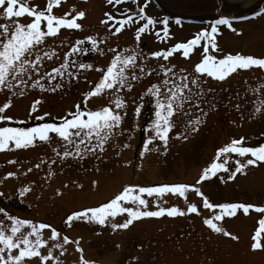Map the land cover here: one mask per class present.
Instances as JSON below:
<instances>
[{"label": "rangeland", "instance_id": "1", "mask_svg": "<svg viewBox=\"0 0 264 264\" xmlns=\"http://www.w3.org/2000/svg\"><path fill=\"white\" fill-rule=\"evenodd\" d=\"M208 9L197 6V2L189 0H159L164 10L173 14L185 17H197L199 24L181 23L173 26L169 23L170 35L165 39L156 36L153 30L150 33L142 34L140 46L145 52L167 50L177 42H186L188 39L203 28H208L214 21L212 17L214 2ZM142 6L145 0H138ZM33 6L46 8L47 0H29ZM163 4V5H162ZM156 5L155 0L149 2L145 9L146 14L155 19H163V14ZM75 10L84 11L85 18L81 21L83 30H62L61 34L54 40L49 39L48 45L57 47V52L61 53L59 59L53 58L45 64V68L57 66L62 62L64 53L70 44H74L78 39L87 36H108L107 42L99 45L104 50L103 55L95 51V56L85 61L94 65L93 70L83 72L81 77L94 79L100 72L96 67L107 66L110 63L112 53L108 48L114 47L123 49L135 45V27L125 26V29L115 36L106 32L105 26L100 24L104 18V12L125 9L137 10V3L127 1L122 5H117L115 9L107 6L106 0H61V5L54 7L53 13L63 15L66 12ZM209 10V11H208ZM244 11V10H243ZM206 12V13H204ZM236 13V12H232ZM74 14V12H73ZM131 14V13H129ZM197 15V16H196ZM29 18H22V22H28ZM0 20V23H3ZM143 23V21H141ZM247 23H233L237 30L233 32L226 26H221L222 35L217 37L222 55L231 52L241 54H251L258 58H264V16L254 22L253 28L247 27ZM118 26V25H117ZM157 28L163 27L157 25ZM173 28V30H172ZM163 37V33H160ZM64 40L65 44L59 47V41ZM201 48H197L189 58H183L180 53H175L167 61L160 58H149L148 64L157 68L159 64L176 65L186 69L189 73L194 71V65L201 59ZM80 77V76H79ZM90 77V78H88ZM204 85L207 93L202 108L207 111V117H202L203 123L199 131L192 134L189 139L177 138L175 133L182 131L181 120L177 118V127L170 134L167 151L159 140L154 144L160 145V150L146 152L143 160L139 153L141 145L145 139L143 128L146 127L154 117L152 98L146 97L144 107L139 117L135 116V99L139 102V97L153 82H159L160 76L153 74L143 80L134 83L132 91L125 90L122 95L127 100L126 113L122 127L132 131L133 139H128V132L119 135L105 146L103 152L89 155L84 159L67 158L69 164H77L79 169L67 170L64 172V165L54 169V175L50 177L49 168L45 164L27 175L22 174L23 169L14 164H10L5 169L3 162L8 160H23L27 158L29 164L39 163L40 157H44L47 152H53V146L43 144L27 150H12L0 152V191L5 196L12 199L0 198V207H4L10 214H15L21 218H30L34 221H45L53 224L62 232L67 234L72 241L80 240V247L83 253L77 250L75 243L66 245V252L61 257V264H79L83 257L93 264H264V251L252 250L250 247V237L259 226L258 221L264 217V213H258L254 209L248 215L239 214L235 218H226L221 222V226L233 235L239 236V240H233L228 236L215 233L208 229L203 223V218L214 213L213 209H204L201 198L195 193H189L188 199L197 202L201 215L189 214L185 216L169 217L167 215L160 218H142L135 221L128 229L113 230L110 226H100L83 221H74L71 228H68L63 221L67 215L75 210L84 207L97 206L107 201L127 184L139 185H159L163 183L188 182L192 183L198 177L202 168L214 158L217 148L230 142L232 138L243 136L249 145L255 146L264 143V114L260 101L264 93V70L253 67L249 70H238L224 80L205 77ZM211 88L209 93L207 90ZM85 89V88H82ZM10 94L7 91L0 92V106H2ZM12 107L7 110L8 115L18 119H27L32 102L41 99L38 106V114L51 113L52 117L64 116L65 98L60 90L55 93L39 90H30L24 97H13ZM109 103L108 96L89 98V108L96 110ZM239 105V107H237ZM261 106V111L253 113L255 107ZM242 114V117H241ZM193 117L200 115L199 110H194ZM34 121H29L31 125ZM137 125H139L137 127ZM151 135V133H149ZM125 143H130L131 147H123ZM152 145H150V148ZM115 149L113 157L126 158L123 162H116L109 157V150ZM37 151V152H36ZM36 152V154H33ZM52 156L47 154V158ZM76 160L77 162H73ZM95 160L104 163L102 169L89 168V162ZM113 160V169L108 168V162ZM98 161L97 165L98 166ZM20 163V162H19ZM18 163V164H19ZM49 164H51L49 162ZM32 165V164H31ZM29 167H27L28 169ZM21 174L18 177L4 179V175L9 171H17ZM52 170V169H51ZM53 171V170H52ZM4 175H3V174ZM37 173V174H36ZM105 175V176H104ZM93 181H98L94 185ZM34 182V183H33ZM67 185V187H65ZM82 185V187H80ZM31 187V190L23 198L18 197V189L21 187ZM59 190V193H58ZM202 190L208 195L211 202H247L257 206H264V163L258 166H250L246 174H237L234 180L221 182L217 178H212L203 184ZM150 200L153 198H149ZM163 206L169 207L178 205L185 207L184 198L167 194L162 197ZM126 219V214L118 216L115 222L122 223ZM99 233V234H97ZM50 235L45 230L44 236ZM46 254V249L44 250ZM56 254H59L58 250ZM31 264H39L38 260H33ZM48 264H52L51 261Z\"/></svg>", "mask_w": 264, "mask_h": 264}, {"label": "snow or ice", "instance_id": "2", "mask_svg": "<svg viewBox=\"0 0 264 264\" xmlns=\"http://www.w3.org/2000/svg\"><path fill=\"white\" fill-rule=\"evenodd\" d=\"M126 2L127 0H106L107 6L113 9ZM135 2L137 3L136 11L117 10L115 14L112 11H106L104 18L100 20V24L105 26L106 32L112 36L120 34L126 25H138L134 29L136 43L132 47L119 50L114 47L108 48V52L113 54L110 63L107 66L95 68L101 76L95 83L89 81V90L82 94L84 106L77 103L75 109L69 110L64 116L52 117L48 112L38 114V106L42 101L36 99L30 106L27 119H18L7 114V110L12 107L13 97H24L30 90L55 93L64 89L68 82L78 79L82 71L94 69L92 63L71 57L87 51L83 47L86 41L90 42L92 50L101 55L105 54L99 45L106 43L108 36L101 38L90 35L78 39L74 44L69 45L62 62L47 70L46 62L58 57L57 47L49 46L48 40H54L62 30H83V24L79 21L85 18L86 13L75 12L73 9L63 15L54 14L53 9L61 5V0H47V6L44 9L38 5H31L29 0H0V20L4 21L0 23V92L7 91L10 94L7 101L0 106V152L27 150L48 144L53 146V153L60 160L84 159L89 155L103 152L110 140L125 132H128V139L131 140L134 138L132 131L122 127L127 115V100L122 93L125 90L132 91L135 82L157 74L160 76L159 82H153L141 94L139 102L133 100L136 104L134 109L136 117L140 116L146 97L152 98L154 108L153 119L143 128L145 139L139 153L140 159L143 160L146 152L153 148L160 150V145L154 144L156 140H159L164 151H167L170 134L177 127V118L181 120L186 118V122L181 125L182 131L175 133L177 138L187 140L199 131L203 123L202 117L206 118L208 115L202 108L207 95L204 88L205 77L222 81L238 70H249L253 67L264 70V58L239 52L215 54L223 53L217 39L219 35H222L221 26H226L233 32L237 31L233 27L235 18L226 15H221L212 21L208 28L201 29L186 42H177L167 50L145 52L140 46L142 34L154 30L160 39L169 37V18L158 20L148 16L145 9L150 0H145L142 6L138 0ZM260 15H264V8H260L254 17ZM24 17L29 18V21L22 22ZM242 19H248V17ZM175 23L180 25L182 21L178 18ZM158 24L163 27L157 28ZM161 32L163 37L160 36ZM64 44V40L59 41V47ZM197 48L202 49L201 59L194 65L192 73L184 68L177 70L174 64L162 63L157 68L148 64L149 58L163 57L167 61L175 53H180L183 58H189ZM211 91V88L207 90L209 93ZM100 96H108L109 103L96 110L87 107L89 98ZM260 105L264 106V101H260ZM261 106L255 107L253 113L260 112ZM194 110H199L200 115L193 117ZM29 121H36V123L29 126ZM150 145H152L151 148ZM123 147H131V144L125 143ZM49 162L55 164L57 161L41 159L34 167L39 169ZM8 163L18 164L19 162L12 159ZM260 163H264V143L252 146L243 136L232 138L230 142L217 148L214 158L202 168L194 182L159 185L127 184L99 205L71 212L63 223L71 228L74 221H83L110 226L113 230H117L128 229L135 221L142 218L201 215L197 202L188 199L189 193H195L201 198L204 209L218 210L203 218V223L208 229L218 234L222 233L233 240H239V236L226 231L221 226V222H224L226 218H235L239 214L248 215L253 209L258 213H264V206L240 201L211 202L202 190L203 184L212 178H217L221 182L234 180L237 174H246L250 166H258ZM32 171L33 167H29L22 174L27 175ZM19 174H21L19 169L9 171L4 179L18 177ZM48 174L54 173L49 169ZM93 184H98V181H93ZM30 190V186L19 188L18 197L23 198ZM167 194L184 198L185 207L163 206L161 198ZM0 198L12 199L11 196H5L3 191H0ZM125 214L126 219L122 223L115 222L118 216ZM258 224L259 226L250 237V247L254 251H264V217L259 219ZM45 230L50 232L47 238L44 236ZM69 243H75L77 250L83 253L79 239L72 241L67 234H62L53 224L21 218L0 207V264H31L34 259L38 260L39 264H48L49 261L52 264H61V257L67 250L65 246ZM57 250L59 254H56ZM79 264H93V262L82 255Z\"/></svg>", "mask_w": 264, "mask_h": 264}, {"label": "flooded vegetation", "instance_id": "3", "mask_svg": "<svg viewBox=\"0 0 264 264\" xmlns=\"http://www.w3.org/2000/svg\"><path fill=\"white\" fill-rule=\"evenodd\" d=\"M127 1H134V0H127ZM151 1H153V0H151ZM177 1H179V0H177ZM193 1H195V2H197V6H201V7H204V8H206V9H208V6L210 5L211 6V3L210 2H208L207 0H189V2L191 3V2H193ZM155 2H156V5H158V3L160 4V9H161V11H162V14H163V18H165V17H168L169 18V23L171 22L172 24H173V26L172 27H174V26H178L176 23H175V20L177 19V14H173L172 15V12H169V11H167V10H164V8L161 6V3L159 2V0H155ZM213 2H214V7H213V10L212 11H210L209 12V14L210 13H212V12H215V9H216V6H217V0H213ZM262 2H264V0L262 1ZM163 5V4H162ZM209 11V10H208ZM204 13H206V12H204ZM264 15H260V16H257V17H254V18H250V19H248V20H245V21H241V22H243V23H247L246 24V26L247 27H250V28H253V23L254 22H257V20H259L260 19V17H263ZM182 23H184V22H182ZM236 23H240V22H236ZM171 30V29H170ZM172 30H173V28H172ZM83 47L84 48H86L87 49V51H85V52H82V53H78V54H76L75 56H73V57H71L72 59H77V60H80V61H82V62H85V61H88L89 59H91L92 57H94L95 56V51L94 50H92V48H91V44H90V42H88V41H86L85 42V44L83 45ZM68 51V50H67ZM66 51V52H67ZM97 52V51H96ZM62 55H61V53H58V57L57 58H55V59H59L60 57H61ZM59 65V64H58ZM57 65V66H58ZM82 73H83V71L81 72V75H82ZM81 75H80V77L78 78V79H76V80H73V81H71V82H68L67 84H66V87L64 88V89H62V90H60V92L61 93H63V96H64V98H65V103H66V105H64L63 107H64V110H63V112H64V114L63 115H65L69 110H74L75 109V105L77 104V103H81V106L83 107L84 105H83V100H82V94L84 93V92H86L87 90H89V88H90V84H89V81H91V82H93V79H85V77H81ZM101 76V73H99V75L97 76V77H95L94 79H96V78H98V77H100ZM88 78H90V77H88ZM82 88H85V89H82ZM263 94V98L261 99V101H264V93H262ZM87 107L89 108V105H87ZM262 107H264V106H262ZM264 109V108H263ZM263 114H264V110H263ZM55 117V116H54ZM46 119H50V118H46ZM34 123H36V121H34L33 122V124ZM29 126H30V124H29ZM51 151H53V150H51ZM37 152V151H36ZM36 152H34L33 154H36ZM114 152H115V149H110L109 150V157H106L105 159H113V160H115L117 163L118 162H123V161H125L126 160V158L124 157L123 159L121 158H115V157H113V155H114ZM47 154H51V156H52V160H56L57 162L55 163V164H49V163H46L45 165L46 166H48V167H50L49 169H52L53 171V173H54V169L57 167V166H61V164H63L64 165V167H65V169H64V172L65 171H67V170H77V169H79V167L80 166H78V163L77 164H69L68 163V161L66 160V159H64V160H60L58 157H56L55 156V154L53 153V152H47V153H45L44 154V157L42 158V157H40V154L38 153V156L36 157V158H38L39 160H38V162L41 160V159H44V160H46V161H49V160H51V157L49 156V158H47ZM22 158H24V157H22L21 156V158H19V160H18V162H20L19 164H14V165H16V166H18L19 168H22L23 169V167H26L25 168V170L23 169V172H25L26 170H27V167H33V174H34V171H35V167H34V165H36L35 163L36 162H34V163H31V164H29V161H28V156H27V158L26 159H22ZM113 160H111V161H109L108 162V168H110V169H113V166H114V161ZM8 159H6L4 162H3V165H4V167H5V169H8L9 168V166H10V164L8 163ZM97 161L98 160H95V161H93V162H89V168H91V169H95V168H97V169H102L103 168V166H104V163H101L100 161H98V166L96 167V165H97ZM73 162H77L76 160H73ZM61 163V164H60ZM21 165H22V167H21ZM36 171L38 172V169H36ZM3 174V173H2ZM37 174V173H36ZM4 175V174H3ZM35 175V174H34ZM54 175V174H53ZM5 176V175H4ZM105 176V175H104ZM50 177H52V175H50ZM53 178V177H52Z\"/></svg>", "mask_w": 264, "mask_h": 264}, {"label": "bare ground", "instance_id": "4", "mask_svg": "<svg viewBox=\"0 0 264 264\" xmlns=\"http://www.w3.org/2000/svg\"><path fill=\"white\" fill-rule=\"evenodd\" d=\"M263 0H222L225 12L248 11L255 6H259Z\"/></svg>", "mask_w": 264, "mask_h": 264}, {"label": "water", "instance_id": "5", "mask_svg": "<svg viewBox=\"0 0 264 264\" xmlns=\"http://www.w3.org/2000/svg\"><path fill=\"white\" fill-rule=\"evenodd\" d=\"M218 1V6L216 9V16L219 18L221 15H226L229 17H234V21H243L246 19H242L243 17H248V19L254 17V14L259 11L260 8H264V4L260 5L259 7L250 9L245 12H236V13H231V12H224L222 10V0H217Z\"/></svg>", "mask_w": 264, "mask_h": 264}]
</instances>
